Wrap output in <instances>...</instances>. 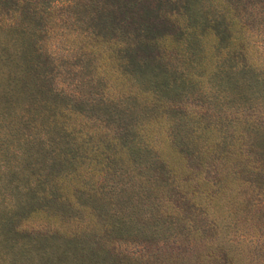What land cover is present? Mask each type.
I'll list each match as a JSON object with an SVG mask.
<instances>
[{"label": "trees", "instance_id": "16d2710c", "mask_svg": "<svg viewBox=\"0 0 264 264\" xmlns=\"http://www.w3.org/2000/svg\"><path fill=\"white\" fill-rule=\"evenodd\" d=\"M102 2L0 0V264H140L115 246L198 222L224 241L211 263L247 264L239 243L254 242L232 237L226 195L237 200L254 172L244 153L264 158V22L251 34L225 22L227 0H125L135 25L114 56L126 70L104 79L93 27L55 51L31 24L68 9L73 28L84 12L112 34ZM167 5L183 51L174 62L151 53ZM227 46L223 63L210 58ZM67 55L74 69L54 66Z\"/></svg>", "mask_w": 264, "mask_h": 264}, {"label": "rangeland", "instance_id": "374dc122", "mask_svg": "<svg viewBox=\"0 0 264 264\" xmlns=\"http://www.w3.org/2000/svg\"><path fill=\"white\" fill-rule=\"evenodd\" d=\"M102 1V5L105 7L104 10L114 12V27L116 32L112 34H109L105 28V30H101L99 27H94L92 19L97 16L84 12L80 13L83 24L73 28L67 22V18L71 16L70 13H67L68 9L55 13L51 12V16L47 15L46 17L45 15L46 19L42 21L36 20V23L31 22V24L34 27L36 26V29L40 27L44 29V33H41L44 45L47 48L53 45L55 51H59L65 44L70 47L74 46L71 42L73 41L72 34L67 38V33L75 31L74 33L77 35L78 32H85L88 27H93L96 30V37L92 41L91 46L94 49L93 56L96 60L95 66L97 72H100L99 74L96 72L95 77L104 76V79H106L110 78L109 75L113 76L112 72L108 75V69L126 70V62L115 59L114 54L116 49L114 45L121 44V47L124 46V33L133 28L135 17L132 13L123 15L122 13L124 12L119 9L121 3L125 0ZM218 9L221 13H216V15L223 16V20L227 23L242 21L245 31L249 34L255 32L253 29L254 24L257 25L264 22V0H227V3L218 7ZM60 12L67 13L68 15H62ZM70 12L74 15L75 10L71 9ZM170 13H174L173 5H167V7L159 10L157 17L161 20L166 17L168 19V26L165 28L161 27V35H164L162 38L165 41H155L161 51L156 52V50H153L151 53L156 56L164 53L165 60H172L174 62V58L180 56L183 51L178 41L179 33L175 25V19L170 16ZM45 30L49 32L44 36ZM175 34L176 38L174 39ZM64 37L66 40H64ZM224 45L222 44L221 47H224ZM228 49L229 46L225 48H213V55L210 58L218 63H223L228 58ZM145 53L147 54L148 52H137L136 54L139 57L145 55ZM62 64L70 66V69H74L77 60L73 55H67L57 61L54 66L61 67ZM249 114V111L244 113L245 116ZM249 156L252 158L249 169L254 172L239 178L240 181H244V185H240V187L235 189L237 200H233L234 202L231 203V195H226V199L230 200L228 206L233 208L231 210L233 226L230 233L232 237L237 238L236 241H238V238L244 237L254 242L253 244L239 243L244 256L248 260V262L246 261L247 264H264V182H259L258 176L255 175L264 170V158L259 154L249 153H244L241 157L247 158ZM177 202L181 204V201L177 200ZM200 224L202 226L201 230L177 228L173 233L171 231L158 236H149L145 240L132 239L129 240L132 242H129L127 245L115 246V251L116 253L119 252L128 256L134 254L140 261V264H214L210 262V258L215 261L222 258L220 246L224 241L220 237H216V231L209 225L210 223L198 222V226ZM254 247H257V249H254Z\"/></svg>", "mask_w": 264, "mask_h": 264}]
</instances>
